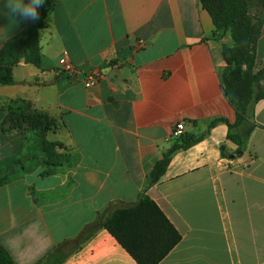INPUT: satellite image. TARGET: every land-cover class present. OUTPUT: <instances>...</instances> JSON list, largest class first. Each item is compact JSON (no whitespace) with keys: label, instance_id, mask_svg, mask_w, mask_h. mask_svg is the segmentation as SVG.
I'll use <instances>...</instances> for the list:
<instances>
[{"label":"crops","instance_id":"1","mask_svg":"<svg viewBox=\"0 0 264 264\" xmlns=\"http://www.w3.org/2000/svg\"><path fill=\"white\" fill-rule=\"evenodd\" d=\"M4 3L0 45L28 23ZM214 31L199 0L55 1L39 31L40 68L21 60L16 82L0 84V122L10 100L23 99L57 120L45 138L62 143V166L0 184V244L15 264H35L75 238L108 202L135 201L179 121L203 137L175 152L144 191L181 235L158 264H264V98L254 104L246 150L231 158L237 146L227 124L209 127L217 117L235 121L222 82V47L231 38ZM63 56L81 73L55 74ZM262 67L264 22L255 69ZM89 70L100 77L86 87ZM26 138L20 128L0 130V161L23 150ZM70 249L59 264H138L104 228Z\"/></svg>","mask_w":264,"mask_h":264},{"label":"trees","instance_id":"2","mask_svg":"<svg viewBox=\"0 0 264 264\" xmlns=\"http://www.w3.org/2000/svg\"><path fill=\"white\" fill-rule=\"evenodd\" d=\"M56 0H45L39 9L40 19L27 25L0 45V84H14L12 69L19 61L40 68L41 47L39 31L48 24V16ZM209 13L215 33L222 31L230 35L231 41L224 43L222 71L224 93L235 110V121L228 122L217 117V122L228 126L227 137L236 144L235 153L246 150L253 128L254 104L264 98V67L255 69L257 45L264 22V0H199ZM57 120L47 113L34 109L23 99L10 100L7 113L0 122V130L20 128L28 136L23 150L0 161V184L13 180L20 174L34 171L40 166L54 169L62 166L56 147L60 142H49L45 136L55 130ZM203 134L182 132L174 137L153 167L147 172L143 192L135 201L112 200L105 205L106 213L84 225L73 239H65L53 246L35 264H59L72 250L78 248L98 229H106L138 264H158L181 239L180 233L145 190L155 184L165 172L173 154L197 143ZM221 153L226 155V150ZM60 158V159H59ZM69 164V160L66 159ZM52 171V170H48ZM0 264H15L8 250L0 244Z\"/></svg>","mask_w":264,"mask_h":264},{"label":"built area","instance_id":"3","mask_svg":"<svg viewBox=\"0 0 264 264\" xmlns=\"http://www.w3.org/2000/svg\"><path fill=\"white\" fill-rule=\"evenodd\" d=\"M142 42L139 41L137 43V47L140 48L142 47ZM55 74H68L70 76H77L78 74L81 73V70L78 66L74 65L73 63H71L66 57H60L57 63L56 68L54 69ZM83 81H84V85L86 87H90L93 86L94 84L97 83L100 74L98 71L96 70H89L87 72L83 73ZM184 129V123L182 121L177 122L171 132V135L174 137H178L179 135L182 134Z\"/></svg>","mask_w":264,"mask_h":264},{"label":"clouds","instance_id":"4","mask_svg":"<svg viewBox=\"0 0 264 264\" xmlns=\"http://www.w3.org/2000/svg\"><path fill=\"white\" fill-rule=\"evenodd\" d=\"M44 5L45 0H5L3 7L18 21L36 23L40 19L39 9Z\"/></svg>","mask_w":264,"mask_h":264},{"label":"water","instance_id":"5","mask_svg":"<svg viewBox=\"0 0 264 264\" xmlns=\"http://www.w3.org/2000/svg\"><path fill=\"white\" fill-rule=\"evenodd\" d=\"M262 79L264 80V75L262 76ZM235 155H236V153L231 154L230 157L233 158ZM105 213H106V209H104V210L102 211L101 216H104Z\"/></svg>","mask_w":264,"mask_h":264},{"label":"rangeland","instance_id":"6","mask_svg":"<svg viewBox=\"0 0 264 264\" xmlns=\"http://www.w3.org/2000/svg\"><path fill=\"white\" fill-rule=\"evenodd\" d=\"M48 22V21H47Z\"/></svg>","mask_w":264,"mask_h":264}]
</instances>
